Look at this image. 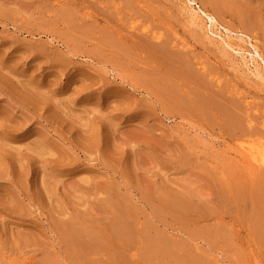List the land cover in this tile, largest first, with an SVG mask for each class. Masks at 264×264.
<instances>
[{"label":"rangeland","instance_id":"1","mask_svg":"<svg viewBox=\"0 0 264 264\" xmlns=\"http://www.w3.org/2000/svg\"><path fill=\"white\" fill-rule=\"evenodd\" d=\"M243 141L264 0H0V264H264Z\"/></svg>","mask_w":264,"mask_h":264},{"label":"bare ground","instance_id":"2","mask_svg":"<svg viewBox=\"0 0 264 264\" xmlns=\"http://www.w3.org/2000/svg\"><path fill=\"white\" fill-rule=\"evenodd\" d=\"M216 1V0H215ZM225 0H223V2H224ZM234 1V0H233ZM228 2H229V0H228ZM218 3V2H217ZM225 4V3H224ZM222 6H224L223 4H221ZM240 5V4H239ZM219 6V5H218ZM228 7V6H227ZM225 8V7H224ZM230 8V6L228 7V9ZM235 9V8H234ZM218 10V9H217ZM241 10V9H240ZM237 12H238V10H237ZM240 12V11H239ZM242 13V12H241ZM247 14V13H246ZM243 15V14H242ZM250 16V15H249ZM251 19H252V17H251ZM247 20V19H246ZM253 20V19H252ZM251 20V21H252ZM257 20V19H256ZM253 24V23H252ZM184 61V60H183ZM184 65V64H183ZM185 66V65H184ZM189 69V68H188ZM192 70V69H191ZM190 70V71H191ZM194 73V72H193ZM194 75V74H193ZM201 85V84H200ZM207 87V86H206ZM197 96V95H196ZM207 97V96H206ZM209 99V98H208ZM211 99V98H210ZM197 100V99H196ZM202 101V100H201ZM198 102V101H197ZM205 102L206 103H208V101H206L205 100ZM210 102H212V101H209V103L208 104H211ZM194 103V102H193ZM213 103H215L214 102V100H213V102H212V104ZM195 104H197V103H195ZM202 104H203V101H202ZM211 104V105H212ZM221 104V103H220ZM200 106V105H199ZM203 106H204V104H203ZM210 106V105H209ZM232 106H233V104H232ZM235 106V105H234ZM214 107V106H213ZM217 107H219L218 109H219V111H220V108H221V106L220 105H218ZM229 108H231L232 109V107H229ZM234 108V107H233ZM223 109V111H224V109H226L227 110V108L226 107H224V108H222ZM221 109V110H222ZM202 110H203V108H202ZM204 111V110H203ZM202 111V112H203ZM206 112V111H205ZM204 112V113H205ZM215 112H216V110H215ZM218 112V111H217ZM216 112V113H217ZM227 112V111H226ZM223 114V113H222ZM229 114V113H228ZM239 114V113H238ZM237 115V114H236ZM235 115V116H236ZM229 117L231 116V115H228ZM224 117V116H223ZM229 117H225L226 119H228ZM225 119V120H226ZM228 122H230L229 120H227ZM234 121H238L239 122V120H234L233 118H232V122H234ZM231 122V123H232ZM235 122V123H236ZM231 126V125H230ZM235 128V127H234ZM236 129V128H235ZM249 142V141H248ZM251 143H252V141H251ZM251 143H246V141L244 142H241V144H239V148H240V151L245 155V157H247L248 158V160H249V162L253 165V166H255V167H261V166H263L264 165V157H263V155H261L260 154V151H256L255 150V147H253V144H251ZM260 182V181H259ZM260 192V191H259ZM262 209H264L263 208V206H262ZM262 222V221H261ZM259 224H260V222H259ZM258 227V226H257ZM262 229H263V227H262ZM264 236V235H263Z\"/></svg>","mask_w":264,"mask_h":264}]
</instances>
